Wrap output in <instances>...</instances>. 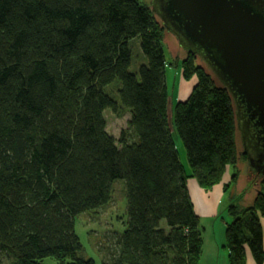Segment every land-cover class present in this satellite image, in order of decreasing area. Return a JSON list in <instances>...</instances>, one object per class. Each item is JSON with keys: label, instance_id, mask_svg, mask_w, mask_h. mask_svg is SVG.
<instances>
[{"label": "trees", "instance_id": "obj_1", "mask_svg": "<svg viewBox=\"0 0 264 264\" xmlns=\"http://www.w3.org/2000/svg\"><path fill=\"white\" fill-rule=\"evenodd\" d=\"M165 30L140 0H0V264H98L76 218L106 209L116 183L125 206L97 241L102 264H201L190 182L207 189L234 175V103L189 52L183 74L196 81L171 111ZM107 109L129 112L118 135ZM260 180L251 203L241 194L228 205L230 264L248 253L264 264Z\"/></svg>", "mask_w": 264, "mask_h": 264}, {"label": "water", "instance_id": "obj_2", "mask_svg": "<svg viewBox=\"0 0 264 264\" xmlns=\"http://www.w3.org/2000/svg\"><path fill=\"white\" fill-rule=\"evenodd\" d=\"M152 3L162 26L229 90L249 168L264 177V0Z\"/></svg>", "mask_w": 264, "mask_h": 264}, {"label": "rangeland", "instance_id": "obj_3", "mask_svg": "<svg viewBox=\"0 0 264 264\" xmlns=\"http://www.w3.org/2000/svg\"><path fill=\"white\" fill-rule=\"evenodd\" d=\"M140 1L150 6L153 13L159 19L164 18V15L162 16L155 10V7L152 3L153 0ZM176 36H178V34L174 30H171V32H168L167 30L162 31V42L167 60L166 76L170 92L171 111L173 110L180 96L185 97L189 94L196 81V75L190 78H185L183 74V59L186 57V50L179 45ZM133 43L136 44L137 47L135 45V48L132 51L134 56H136V59L132 63V69L137 70L139 64H137L136 62L138 59L141 60V55L143 56V52L138 39H133L131 41V45ZM194 62H203L206 66V61L202 57L200 58V60L198 59V61L194 59ZM207 67L210 68L209 66ZM105 117L108 124V130L111 133L118 135L121 129L127 126L129 120V112L126 110L114 112L111 109H107L105 111ZM173 135L176 141V146L181 161L189 170V163L187 160L185 145L176 129L173 130ZM235 136L237 144V159L234 163V167L236 168L234 175L231 177L229 176V168L227 174L224 176L223 181H226L225 184L223 182H220L207 189H204L198 183V187L202 189V194H208L206 196L201 195L202 200H204L205 202L208 201V203L214 201L215 206H217L215 207V210L217 209L216 215H211L207 212L201 213L200 215V222L204 227V244L207 245L208 248L211 247L212 249L213 242H216L215 237H217V239H219V241L221 242L219 244L221 250L228 249L227 247H224L222 241H226L227 239L225 218L230 219V214L228 213L227 208L232 200V197L239 196L242 194L240 203L243 205H247L251 203L252 199H254V197L257 195L258 189L261 187L260 176L250 170L247 156L243 153V139H241L240 130H236ZM231 166L232 165H230L229 167ZM231 171H233L232 168ZM191 182H194V180H191ZM122 186V183H116L114 190V199L106 209H101L99 212L86 213L76 218V232L84 246L85 254L87 257H92L96 259L98 264H102V259L99 255V252L97 251V241L102 240V235H104L105 232L109 231L110 229H113V226L120 223L119 214L122 213L124 210L125 199L122 195ZM190 189L192 195H197L196 193L198 190L193 185V183H191ZM215 192H218V194ZM214 202L212 204H214ZM209 206L210 205L206 204V207ZM210 241H213L211 246L209 245ZM221 260L224 262V264H230L229 254H223ZM47 261L49 263H53V260L50 258H48Z\"/></svg>", "mask_w": 264, "mask_h": 264}, {"label": "crops", "instance_id": "obj_4", "mask_svg": "<svg viewBox=\"0 0 264 264\" xmlns=\"http://www.w3.org/2000/svg\"><path fill=\"white\" fill-rule=\"evenodd\" d=\"M191 183H193V185L198 190L197 193H196L197 195H192V197L194 196L193 200H194V203H195V206H196V209H197L198 213L201 215V213L207 212V213H209L211 215H216L217 214V211H216L217 209L215 210V207H217V206H215V202L213 201L214 204H212L213 202H209L208 203V201L205 202L204 200H202L201 195H204V194H202V189H200L198 187L197 182H196V184H195V181L194 182H190V185H191ZM215 193L218 194V192H215ZM206 195H208V194H205L204 196H206ZM206 204L210 205L211 207L210 206L206 207ZM226 219L227 218H225V220ZM261 221H262L263 233H264V216L262 217ZM209 239H210V236H209ZM215 240H216V242H215L216 244L213 241L209 242L210 246H211V244L213 242V249L211 247L208 248V246L204 244L202 258H201V264H224V262L221 260V257H222L223 254L224 255L227 254V253L229 254V251H228V249L227 250L226 249L225 250L224 249L221 250V247L219 245L221 242L219 241V239H217V237H215ZM222 242H223L224 247H226L225 246V242L226 241H222ZM225 263H226V260H225ZM246 264H256V261L254 260V258L251 255V253H248L247 263Z\"/></svg>", "mask_w": 264, "mask_h": 264}]
</instances>
